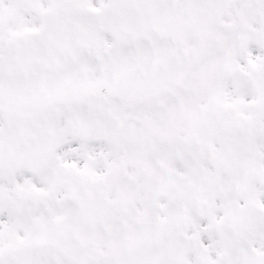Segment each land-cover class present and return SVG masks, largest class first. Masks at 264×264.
I'll return each instance as SVG.
<instances>
[{
    "label": "snow or ice",
    "instance_id": "obj_1",
    "mask_svg": "<svg viewBox=\"0 0 264 264\" xmlns=\"http://www.w3.org/2000/svg\"><path fill=\"white\" fill-rule=\"evenodd\" d=\"M0 264H264V0H0Z\"/></svg>",
    "mask_w": 264,
    "mask_h": 264
}]
</instances>
